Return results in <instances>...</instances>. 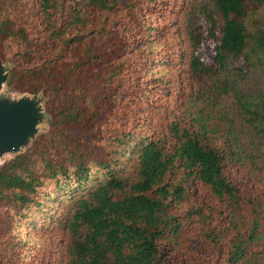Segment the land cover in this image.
<instances>
[{"label": "trees", "instance_id": "16d2710c", "mask_svg": "<svg viewBox=\"0 0 264 264\" xmlns=\"http://www.w3.org/2000/svg\"><path fill=\"white\" fill-rule=\"evenodd\" d=\"M123 1L36 0L45 40L58 51L39 65L27 28L0 0V43L18 40L25 48L6 85L42 92L51 114L49 132L0 166V218L12 234L5 242L0 229V264L28 260L25 231L46 211L67 237L66 264H180L173 255L187 227L220 251L226 245L222 264H264V94L243 93L222 77L240 57L264 62V26L248 22L251 7L264 0H211L218 19L207 16L208 38L218 42L213 64L196 54L202 36L186 25L190 52L164 55L168 73L156 77L149 69L161 56L150 49V15L128 35L83 16L122 8L132 14L133 1ZM99 39H109L111 54L98 49ZM169 91L179 102L164 98ZM230 94L231 106L223 105ZM250 183L260 192L251 194ZM197 185L217 208L196 202Z\"/></svg>", "mask_w": 264, "mask_h": 264}, {"label": "rangeland", "instance_id": "374dc122", "mask_svg": "<svg viewBox=\"0 0 264 264\" xmlns=\"http://www.w3.org/2000/svg\"><path fill=\"white\" fill-rule=\"evenodd\" d=\"M131 1L133 2L130 3ZM10 2L11 0H5L3 4V6L8 7L10 19L27 28L31 42H34L32 50L39 51L34 54L32 63L40 65L56 57L58 51L55 49L54 44L45 40L46 21L44 22L41 17L38 18L35 8L37 6L36 0H19L15 7L13 4L10 6ZM129 3L131 8L134 9L132 14L130 9L122 8L116 13L108 16H94L95 14L90 11H84L83 16L86 20L93 22L92 24L103 25L107 29H111L112 32H117L119 35H128L137 31L136 26L143 17H148L150 15L145 22L151 20L153 22L152 26L156 29L152 34L154 42L150 45V49L155 50L161 56L154 65L150 66L149 74H152L153 77H156L160 72L163 74L168 73L169 66L165 65L164 62L167 60L164 58L166 55H174V52H179L181 50L187 51V54L190 52L191 47L188 42V36L186 35V25L189 27L188 30L192 35L200 34L202 36V41L196 50V54L205 65L213 64L215 46L218 42L208 38L210 24L207 21V16H213L215 21L218 19L213 15L214 9L211 0H124L122 2L123 5ZM251 9L253 13L248 21L249 25L257 28L263 27L264 4H261L257 8L251 7ZM1 15H6V12H2ZM64 17H67V12L64 13ZM216 34L217 37H219L218 30ZM41 43L42 45L37 47ZM96 45L99 50L108 51L110 54L112 53L113 46L110 44L109 39H99L96 41ZM24 49V45L18 40L10 39L0 43V60L4 68H7L9 74L18 65H23V59L20 53H22ZM258 58L257 56H252L251 60H246L240 57L235 61L228 62L226 67L229 73H222V77H225V79L228 78L231 82L234 81L236 86L243 93L246 92L253 96L259 95L260 93L264 94V62ZM60 61H62V57L60 60L56 61L57 65L60 64ZM50 64H54V62ZM182 69L184 70L185 68L182 67ZM146 89L145 86L144 90L146 91ZM128 92L131 93L132 97L136 98L139 91L132 89ZM25 95L33 96L27 92L7 86L6 84L1 90V96L6 98L17 99ZM38 95H42L41 106L45 114L44 121L39 126V132L25 150L20 151L18 154H9L3 159H0V166L18 155L26 153L41 135L49 132L51 126V114L48 111L49 98L42 92ZM152 96L153 93H151V97ZM167 97L178 99L180 94L169 91V94L164 96V98ZM233 99V94H230V96H223V105L231 106ZM175 105L177 106L178 103ZM146 106L152 108L151 104H147ZM169 107L171 109L174 108L171 104H169ZM150 112L153 113V111ZM152 130L155 129L153 128ZM228 174L233 180L239 179V175H237L234 170H228ZM193 188L195 189L196 202H203L202 204L206 205V209L208 206L217 208L213 206L215 205L214 203H208L210 198L208 192L204 188L198 185L193 186ZM248 189H252L251 194H256L260 192L261 186L257 187L250 183ZM248 195H250V193H248ZM62 210L63 209H60V211ZM47 213H49V216L51 215L50 211L34 215L32 222H35L36 225L25 231L28 237L32 239L31 244L28 245L31 247L30 256L28 260L20 259L15 262L13 261L14 264L67 263V237L62 232V228L57 224H52L50 220L45 219ZM2 214L3 209L0 211V215ZM0 221H2L0 226L2 230L1 233L4 234L2 240L6 242L9 236H11L12 239V234H9V231H7L9 221L6 217L0 218ZM24 225L23 223V227ZM191 234L194 239L191 238ZM202 237L203 236L198 235L196 227L185 228L182 232V241H179L181 246L176 254L173 255V261L176 263L179 262L180 264H222L226 245H224V248L220 251L208 244L205 240H202ZM1 247L0 245V248ZM10 262L9 264H13L12 261Z\"/></svg>", "mask_w": 264, "mask_h": 264}, {"label": "water", "instance_id": "95a60500", "mask_svg": "<svg viewBox=\"0 0 264 264\" xmlns=\"http://www.w3.org/2000/svg\"><path fill=\"white\" fill-rule=\"evenodd\" d=\"M9 75L0 60V159L25 150L45 118L41 106L42 95H25L17 99L1 96Z\"/></svg>", "mask_w": 264, "mask_h": 264}]
</instances>
